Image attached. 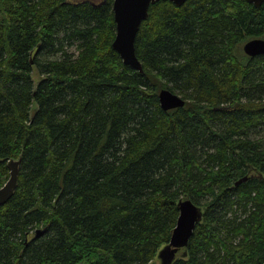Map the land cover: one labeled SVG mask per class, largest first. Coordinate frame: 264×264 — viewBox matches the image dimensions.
Wrapping results in <instances>:
<instances>
[{
	"label": "trees",
	"instance_id": "trees-1",
	"mask_svg": "<svg viewBox=\"0 0 264 264\" xmlns=\"http://www.w3.org/2000/svg\"><path fill=\"white\" fill-rule=\"evenodd\" d=\"M113 1L0 0V187L21 156L0 264H153L187 198L202 217L171 264H263L264 55L243 43L264 3L151 4L140 72Z\"/></svg>",
	"mask_w": 264,
	"mask_h": 264
},
{
	"label": "water",
	"instance_id": "water-1",
	"mask_svg": "<svg viewBox=\"0 0 264 264\" xmlns=\"http://www.w3.org/2000/svg\"><path fill=\"white\" fill-rule=\"evenodd\" d=\"M160 0H114L113 11L116 23V35L112 43L113 48L120 54L124 63L143 72L142 62L136 54L135 41L140 27L149 17V7ZM176 6H182L187 0H169ZM256 7H260L264 0H248ZM243 51L250 57L264 55V38L255 37L243 43ZM161 107L168 111L183 107L185 99L178 93L163 88L159 92ZM21 156L7 161L9 178L0 187V207L7 203L15 194L18 187ZM248 177L240 178L236 184ZM180 214L174 227L170 241L158 252L160 264H171L181 249L185 248L193 235L196 224L202 217V210L189 198L179 201ZM264 264V263H263Z\"/></svg>",
	"mask_w": 264,
	"mask_h": 264
},
{
	"label": "flooded vegetation",
	"instance_id": "flooded-vegetation-1",
	"mask_svg": "<svg viewBox=\"0 0 264 264\" xmlns=\"http://www.w3.org/2000/svg\"><path fill=\"white\" fill-rule=\"evenodd\" d=\"M86 0H83V2ZM91 3H93L94 5H98L97 3H101L104 2L105 0H89Z\"/></svg>",
	"mask_w": 264,
	"mask_h": 264
},
{
	"label": "rangeland",
	"instance_id": "rangeland-1",
	"mask_svg": "<svg viewBox=\"0 0 264 264\" xmlns=\"http://www.w3.org/2000/svg\"><path fill=\"white\" fill-rule=\"evenodd\" d=\"M153 264H160V260L158 258L155 259Z\"/></svg>",
	"mask_w": 264,
	"mask_h": 264
}]
</instances>
